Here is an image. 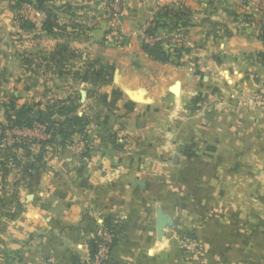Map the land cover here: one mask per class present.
<instances>
[{
  "label": "crops",
  "instance_id": "crops-1",
  "mask_svg": "<svg viewBox=\"0 0 264 264\" xmlns=\"http://www.w3.org/2000/svg\"><path fill=\"white\" fill-rule=\"evenodd\" d=\"M244 1L124 0L117 27L109 0H53L59 8L50 33L70 46L52 48L48 62L45 31L28 14L27 70L46 63L61 70L63 53L71 55L69 69L84 56L116 70L105 97L137 111L166 140L125 136L94 146L89 160L61 159L58 170L35 174L30 184L0 186L7 263L73 264L77 257L89 264L94 230L111 217L125 229L107 264H264V107L248 98L264 92V7ZM154 20L166 36L160 60L143 46ZM177 32L183 39L172 48L167 36ZM173 134L178 140L167 141ZM183 231L195 232L201 257L180 249Z\"/></svg>",
  "mask_w": 264,
  "mask_h": 264
},
{
  "label": "rangeland",
  "instance_id": "rangeland-1",
  "mask_svg": "<svg viewBox=\"0 0 264 264\" xmlns=\"http://www.w3.org/2000/svg\"><path fill=\"white\" fill-rule=\"evenodd\" d=\"M44 1L45 9L37 0L33 4L23 0H0V186L3 189L11 184H30L28 180L35 174H53L60 167L61 159L74 157L81 161L89 160L94 146L99 148L109 143L119 144L125 136L132 141H146L148 137H151V141L166 140L164 132H149L145 128L147 124L144 125L142 118L137 116V111L126 112L125 108H121L123 102H110L105 97L104 87H108V83H112L117 76L116 70L102 71L84 56L75 57L74 61L80 68H66L71 57L69 53L62 55L65 56V62L61 70H53L47 63L43 65L44 68H36L35 71L26 69L23 51L27 47V40L23 30L27 25L28 14L36 19L35 22L46 34L41 42H44L42 47L48 52L44 58L40 57L41 61L43 58L48 62V58L52 57V52H49L52 48L57 51L61 47L62 51L70 46L68 38L54 37L50 33L52 16L59 7L54 5L53 0ZM109 2L106 5L109 22L118 27L123 12L115 21L111 18ZM156 32L161 34L159 29ZM148 35L147 30L145 39L149 38ZM175 35L180 33L172 36ZM37 41L33 38L30 44L34 42L37 46L40 44ZM57 41L62 42L61 46ZM163 55L164 51L159 56H151L160 60L164 58ZM37 78L42 79L41 86L32 85ZM253 95L255 93L248 98L251 99ZM29 119L32 123L27 122ZM39 119L45 123H38ZM125 128L133 135L124 132ZM135 130H139L136 135ZM61 132L69 134L65 144H62L64 136ZM176 135L169 136L167 141L178 140L179 135ZM101 232L102 226L94 230L92 239ZM196 240L195 232L183 231L179 236L180 249L195 258L201 257L202 247ZM95 259H90L89 264H94ZM0 264H18V261L7 263L4 255H1Z\"/></svg>",
  "mask_w": 264,
  "mask_h": 264
},
{
  "label": "built area",
  "instance_id": "built-area-1",
  "mask_svg": "<svg viewBox=\"0 0 264 264\" xmlns=\"http://www.w3.org/2000/svg\"><path fill=\"white\" fill-rule=\"evenodd\" d=\"M251 3L264 7V0H251ZM123 4H124V0H110L109 2V7L111 8V13L113 15V16L111 15V18L113 17L115 21L123 12ZM37 16L39 18L41 17L40 14H38ZM154 21H151L148 24L147 30L153 28L155 29L156 23ZM148 36L149 38L146 39V42L151 45L161 44L166 38V36L159 34L156 31H153L152 34H149ZM167 38H169V40L171 41V45L173 46L172 48H176L178 45H180L183 39L181 34L170 36ZM251 100L256 104L260 105L261 107H264V92L256 93L251 97ZM103 236H104V241L99 246L100 251L94 261V264H107L110 258V244L112 241V235L109 233H104Z\"/></svg>",
  "mask_w": 264,
  "mask_h": 264
},
{
  "label": "trees",
  "instance_id": "trees-1",
  "mask_svg": "<svg viewBox=\"0 0 264 264\" xmlns=\"http://www.w3.org/2000/svg\"><path fill=\"white\" fill-rule=\"evenodd\" d=\"M23 1L24 2H29V1L31 2V0H23ZM37 1H39V3L43 2L42 0H37ZM154 22L156 23L155 29L154 28L153 29H149L148 30L149 34H152L151 32L157 31L160 27L163 26V25L160 24V21H158V20H155ZM143 46H144L145 51H147L151 55L159 56V55L162 54V52L160 51L161 50L160 44L151 45V44H148V43H144ZM72 111H74V110H72ZM50 115H53V114H50ZM27 122L32 123L31 119H29V121H27ZM38 123L42 124V123H45V122L43 120L39 119ZM61 133L64 136L62 144H65V140L67 138V135H69V134L66 133V132H64V133L61 132ZM124 229H125V226L123 225L122 222H120L118 220H115V219H113L111 217L106 218L104 220L103 225H102V233L99 236H96V237H94L91 240V259L93 260V259H95L98 256L99 251H100L99 246L104 241V236H103L104 233H109V234L112 235V241H111V244H110V255H111V252L114 249V247L117 245V243H118V241L120 239V236H121L122 232L124 231ZM72 263L73 264H80V262H79L77 257H73Z\"/></svg>",
  "mask_w": 264,
  "mask_h": 264
},
{
  "label": "water",
  "instance_id": "water-1",
  "mask_svg": "<svg viewBox=\"0 0 264 264\" xmlns=\"http://www.w3.org/2000/svg\"><path fill=\"white\" fill-rule=\"evenodd\" d=\"M166 222H167V220L165 218H163L162 216L159 217V226H160V228L163 227Z\"/></svg>",
  "mask_w": 264,
  "mask_h": 264
},
{
  "label": "bare ground",
  "instance_id": "bare-ground-1",
  "mask_svg": "<svg viewBox=\"0 0 264 264\" xmlns=\"http://www.w3.org/2000/svg\"><path fill=\"white\" fill-rule=\"evenodd\" d=\"M132 96H133V98H135V99L142 100V96L135 95V94H133Z\"/></svg>",
  "mask_w": 264,
  "mask_h": 264
}]
</instances>
